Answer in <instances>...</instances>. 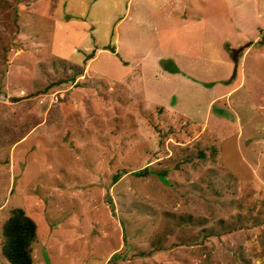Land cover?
<instances>
[{
    "label": "rangeland",
    "instance_id": "374dc122",
    "mask_svg": "<svg viewBox=\"0 0 264 264\" xmlns=\"http://www.w3.org/2000/svg\"><path fill=\"white\" fill-rule=\"evenodd\" d=\"M14 207L33 264H264V0H0Z\"/></svg>",
    "mask_w": 264,
    "mask_h": 264
},
{
    "label": "trees",
    "instance_id": "16d2710c",
    "mask_svg": "<svg viewBox=\"0 0 264 264\" xmlns=\"http://www.w3.org/2000/svg\"><path fill=\"white\" fill-rule=\"evenodd\" d=\"M237 59L238 56L233 58L236 66ZM198 154L202 155L200 152ZM36 231L35 221L22 208H12L1 227L2 243L0 251L3 258L9 264H33L31 249L36 240Z\"/></svg>",
    "mask_w": 264,
    "mask_h": 264
}]
</instances>
